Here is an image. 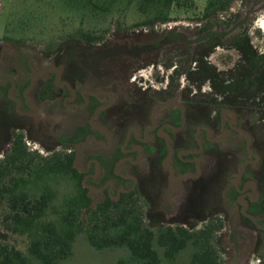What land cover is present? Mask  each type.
I'll return each mask as SVG.
<instances>
[{"label":"flooded vegetation","instance_id":"flooded-vegetation-1","mask_svg":"<svg viewBox=\"0 0 264 264\" xmlns=\"http://www.w3.org/2000/svg\"><path fill=\"white\" fill-rule=\"evenodd\" d=\"M250 15L149 33L145 43L154 51L101 63L92 86L84 66L90 52L130 29L116 27L113 37L94 42L76 30L41 45L26 25L7 24L0 35V161L17 144L32 165L37 154L71 158L87 202L82 217L134 200L150 224L193 231L214 219L220 239L224 231L233 241L246 231L258 247L264 50L246 36ZM220 48L235 51L237 61L217 54Z\"/></svg>","mask_w":264,"mask_h":264},{"label":"trees","instance_id":"trees-1","mask_svg":"<svg viewBox=\"0 0 264 264\" xmlns=\"http://www.w3.org/2000/svg\"><path fill=\"white\" fill-rule=\"evenodd\" d=\"M233 1L207 0L203 12L196 15L193 0H55L58 7L68 9L71 18H78L76 30L85 32L82 35L90 42L105 39L123 21L118 15L123 16L131 5V15L140 20L128 29L176 22L182 13L188 15L186 20L219 19L227 16ZM108 18L113 21L106 26ZM85 21L92 30L84 29ZM97 25L103 28L100 32ZM261 93L264 100V90ZM32 162L18 144L0 161V228L23 237L24 243L23 249L1 243L0 264H61L73 253L81 234L95 250L125 251L130 264L171 262L185 251L189 253L187 264H222L216 235L219 221L208 220L193 231L150 224L134 200L98 206L82 217L87 202L73 177L71 158L37 154L34 165Z\"/></svg>","mask_w":264,"mask_h":264},{"label":"rangeland","instance_id":"rangeland-1","mask_svg":"<svg viewBox=\"0 0 264 264\" xmlns=\"http://www.w3.org/2000/svg\"><path fill=\"white\" fill-rule=\"evenodd\" d=\"M252 1L234 0L226 17L229 16L230 21L233 22L237 20L233 18L235 14L239 13L243 15L250 11L251 15L247 23L249 28L247 29L246 36L249 37L253 49L257 50V52H263L264 0H257L258 2L254 5L251 4ZM193 2L197 8L196 15H200L206 6L207 0H193ZM38 3L39 5H37V0H0V35L7 24H9V29L12 30H14V25L22 24L23 27L25 25L27 26L28 34L26 35H28V38L43 45L51 39L62 35V33H71L79 27L78 18H71L68 15V9L62 6L58 7L55 0H39ZM133 10L134 6L131 5L123 16L118 15V18L122 17L123 21L119 24L116 23L118 25L117 28L123 27V29H128L129 26H132L140 20L138 16L131 15ZM185 16L188 17V15L182 13L181 19L178 20L180 22H176L173 25H179L182 29L189 28L188 24L193 27L194 24L188 22L184 18ZM111 19L113 18H108L104 22V25L108 26L112 24L113 20ZM84 26V29H90V25L86 21L84 22ZM97 27L98 32L103 29L100 28V25H97ZM117 28L115 27L109 30L108 37H113L117 33ZM133 30L135 29L130 28L128 33H131ZM226 51L230 52L226 53ZM216 53L222 55L228 54L234 61H237V53L232 49L220 48L216 50ZM174 205L177 204L175 203ZM221 237L219 240V251L222 254V264H264V238L257 247L256 237L250 236L246 231H242L240 235L233 237L235 241L225 231ZM1 243L7 244L8 246H15L16 249H23L21 245H24L23 237L7 233L2 228H0ZM72 252L70 257L66 258L61 264H117V261L120 259L123 260L122 264H130L127 262V254L125 251L118 249L95 250L88 245L82 234L77 236ZM188 260L189 253L185 251L171 262L163 260L162 264H187ZM33 264L36 263L33 262Z\"/></svg>","mask_w":264,"mask_h":264},{"label":"water","instance_id":"water-1","mask_svg":"<svg viewBox=\"0 0 264 264\" xmlns=\"http://www.w3.org/2000/svg\"><path fill=\"white\" fill-rule=\"evenodd\" d=\"M173 24H176V22H170L163 26L157 25L153 28L140 27L133 30L120 40L114 39L102 47L93 49V51L90 52V61L84 65L85 69L90 74L87 85H94L101 76V63L112 61L119 57L140 58L142 55L154 51L153 48H150L145 43L147 35H149V33L159 32L165 27L173 28L179 26ZM170 193L171 191L167 193V196L170 195ZM230 224L229 227L233 228V223L231 222Z\"/></svg>","mask_w":264,"mask_h":264}]
</instances>
